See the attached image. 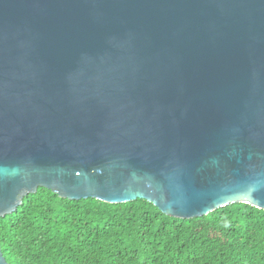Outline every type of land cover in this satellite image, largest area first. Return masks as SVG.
Returning a JSON list of instances; mask_svg holds the SVG:
<instances>
[{"label":"water","instance_id":"95a60500","mask_svg":"<svg viewBox=\"0 0 264 264\" xmlns=\"http://www.w3.org/2000/svg\"><path fill=\"white\" fill-rule=\"evenodd\" d=\"M39 188L264 210V0H0V218Z\"/></svg>","mask_w":264,"mask_h":264},{"label":"trees","instance_id":"16d2710c","mask_svg":"<svg viewBox=\"0 0 264 264\" xmlns=\"http://www.w3.org/2000/svg\"><path fill=\"white\" fill-rule=\"evenodd\" d=\"M9 264H264V210L234 203L207 216H165L137 199L71 201L45 188L0 218Z\"/></svg>","mask_w":264,"mask_h":264}]
</instances>
